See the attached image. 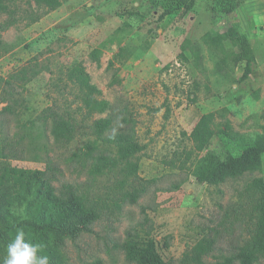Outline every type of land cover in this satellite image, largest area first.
<instances>
[{"label": "rangeland", "instance_id": "374dc122", "mask_svg": "<svg viewBox=\"0 0 264 264\" xmlns=\"http://www.w3.org/2000/svg\"><path fill=\"white\" fill-rule=\"evenodd\" d=\"M181 1L60 0L46 11L29 0H9V13L0 14V99L2 80L22 70L30 80L28 91L17 89L13 114L1 111L9 101L0 102V131L13 135L30 121L38 126L36 116L46 108L71 113L79 125L71 141L48 138L59 171L53 186H76L99 212L91 233L60 248L65 264H179L202 239L213 241L203 263L220 264L254 232L257 195L249 184L264 182V155L260 171L210 186L192 174L207 151L195 153L188 136L205 114L213 115L209 151L236 156L264 136V0H196L185 16ZM222 34L233 42L219 43ZM240 37L255 55L244 81V64L231 60ZM95 49L98 62L90 56ZM76 63L108 104L103 114L83 116L78 89L67 79ZM101 118L111 120L108 134L131 129L143 147L135 180L116 172L89 175L84 146L105 147L90 129ZM8 144L18 160L0 159V166L45 169L31 160L29 143ZM133 189L142 193L129 204L125 196Z\"/></svg>", "mask_w": 264, "mask_h": 264}, {"label": "trees", "instance_id": "16d2710c", "mask_svg": "<svg viewBox=\"0 0 264 264\" xmlns=\"http://www.w3.org/2000/svg\"><path fill=\"white\" fill-rule=\"evenodd\" d=\"M8 1L0 0V14L9 13ZM29 1L38 10L52 11L60 6V0ZM195 1H181V16L192 10ZM225 12L230 14L231 10ZM217 39L219 43L221 40L233 42L225 34L219 35ZM235 44L239 46L240 51L233 53L231 60L233 64H244L239 77V81H244L251 75L252 66L255 64L254 50L250 41L244 37L238 38ZM100 54L99 50H93L91 59L98 62ZM191 54L197 61V51L191 50ZM180 56L187 62L182 54ZM217 68L221 69V66ZM67 79L78 89L83 116L89 118L94 114H103L108 109L105 101L98 100V90L90 83L82 65L74 64L67 74ZM2 82L5 85V97L1 98L0 102L4 104L9 101V104L2 107L1 111L13 114V108L18 104L17 89L28 91L30 80L22 70ZM36 120L40 125L36 126L30 121L28 125H21L13 135L0 131V159L18 160L14 147L8 143H29L27 150L32 156L31 160L41 161L45 166L43 170L22 169L9 164L0 166V264H3L6 256V245L14 239L18 230L24 232L26 242L42 246L38 255H47L50 264H65L60 256V248L64 242L75 241L81 235L91 233V226L99 219V212L88 203L76 186L62 184L58 189L53 186L59 171L49 157L48 138L51 137L54 142L71 141L79 126L74 116L68 112L61 114L46 108L36 116ZM212 120V114L201 116L188 136L195 153L207 151L192 171L197 182L218 186L229 179L260 171L261 158L264 155V136L256 137L252 146L236 156L226 151H209L214 137ZM90 129L94 135L101 138L105 147L100 150L96 141L88 142L84 146L83 156L92 160L89 175L97 177L116 172L125 181L135 180L138 154L143 147L137 142L133 130L108 134L111 130L109 118L92 120ZM40 154L44 155L43 160L40 159ZM249 188L257 195L253 206L256 214L254 232L243 246L220 264H255L259 258H264V182L261 178L253 179ZM141 193L142 190L133 189L125 198L129 204H135ZM212 244V240L202 239L182 256L179 264H204L202 258L210 252ZM136 262L143 264L139 260ZM86 264L102 263L95 261Z\"/></svg>", "mask_w": 264, "mask_h": 264}, {"label": "clouds", "instance_id": "9594fccd", "mask_svg": "<svg viewBox=\"0 0 264 264\" xmlns=\"http://www.w3.org/2000/svg\"><path fill=\"white\" fill-rule=\"evenodd\" d=\"M42 246L25 241L24 232L18 230L14 239L6 245L3 264H50L47 255H38Z\"/></svg>", "mask_w": 264, "mask_h": 264}]
</instances>
